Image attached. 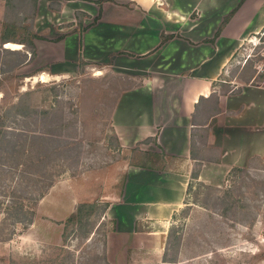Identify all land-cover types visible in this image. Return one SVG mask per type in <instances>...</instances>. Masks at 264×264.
<instances>
[{"label": "rangeland", "instance_id": "obj_1", "mask_svg": "<svg viewBox=\"0 0 264 264\" xmlns=\"http://www.w3.org/2000/svg\"><path fill=\"white\" fill-rule=\"evenodd\" d=\"M35 10L34 0H0V35L9 26L12 38L26 42L18 50L0 42V264H264V156L242 171L232 168L218 184L197 178L173 217L142 220L121 235L106 210L121 194L126 166L180 170L182 162L140 146L120 147L111 111L139 79L135 72L80 64V72L74 66L63 77L37 62L36 44H29L39 36ZM236 59L226 78L234 81L222 90L238 83L264 87L254 64ZM42 73L48 82L34 78ZM60 183L79 191V218L61 222L59 243L24 240L40 201ZM61 190L53 197L60 196L64 215L72 199ZM53 200L45 206L55 208Z\"/></svg>", "mask_w": 264, "mask_h": 264}, {"label": "crops", "instance_id": "obj_2", "mask_svg": "<svg viewBox=\"0 0 264 264\" xmlns=\"http://www.w3.org/2000/svg\"><path fill=\"white\" fill-rule=\"evenodd\" d=\"M35 17L36 59L46 71L80 72L82 57L87 65L126 66L139 76L111 111L121 148L140 146L182 162L180 170L126 166L121 194L106 210L121 235L142 220L173 217L197 163L198 181L218 184L233 167L264 156V87L222 90L234 81L226 78L235 56L264 27V0H38ZM63 24L71 29H57ZM56 189L70 191L64 215ZM73 190L64 183L52 188L24 240L61 242V222L81 201ZM50 197L53 209L45 206Z\"/></svg>", "mask_w": 264, "mask_h": 264}, {"label": "built area", "instance_id": "obj_3", "mask_svg": "<svg viewBox=\"0 0 264 264\" xmlns=\"http://www.w3.org/2000/svg\"><path fill=\"white\" fill-rule=\"evenodd\" d=\"M245 42L248 43V47L243 45L241 48L244 49V52L242 51L237 59L236 55L234 60L236 59V63H242L243 65L247 63L254 64V67L257 69V76L264 78V27L252 34Z\"/></svg>", "mask_w": 264, "mask_h": 264}, {"label": "trees", "instance_id": "obj_4", "mask_svg": "<svg viewBox=\"0 0 264 264\" xmlns=\"http://www.w3.org/2000/svg\"><path fill=\"white\" fill-rule=\"evenodd\" d=\"M37 1L38 0H34V6H35V8L37 7ZM10 27L9 26H5V28L3 29V32H2V35H0V42L1 43H5V46H7V44H9V43H17V44H25L26 45V42H24V41H22V40H16V39H14V38H12V34L10 33ZM35 38L36 37H39V36H37V35H35L34 36ZM34 38V39H35ZM29 44H31L33 47H35V42L34 41H31V42H29ZM80 64H81V66L82 65H86L87 63L84 61V60H82V58H81V60H80ZM35 112H36V110H34ZM37 136H39L38 138H42L41 136H43V135H37ZM165 155V154H164ZM135 165H138V166H142V167H150V168H154V169H159V168H163V167H158V166H155V165H143V164H135ZM232 170H234L235 172H238V171H242V170H244V168H242V167H233V169ZM199 173H200V167L199 168H197V169H195L194 171H193V173L191 174V180H190V182H189V185H188V192L191 190V188L193 187V185H194V181L199 177ZM86 206V204L85 203H83V204H81V207H85ZM108 208V207H107ZM82 212V208H78L73 214H72V216H70L69 218H68V221L69 222H73L78 216H80V213ZM79 218V217H78ZM33 220V219H32ZM31 220V221H32Z\"/></svg>", "mask_w": 264, "mask_h": 264}, {"label": "bare ground", "instance_id": "obj_5", "mask_svg": "<svg viewBox=\"0 0 264 264\" xmlns=\"http://www.w3.org/2000/svg\"><path fill=\"white\" fill-rule=\"evenodd\" d=\"M8 48L10 49H15V50H18V49H21L22 48V45L20 44H15V43H9L8 44ZM35 78H38L39 80H43V81H47L48 80V75L46 74H40L39 76L35 77ZM51 79V78H50ZM35 80V79H34ZM48 82V81H47Z\"/></svg>", "mask_w": 264, "mask_h": 264}]
</instances>
